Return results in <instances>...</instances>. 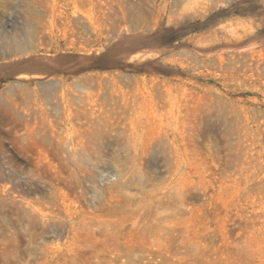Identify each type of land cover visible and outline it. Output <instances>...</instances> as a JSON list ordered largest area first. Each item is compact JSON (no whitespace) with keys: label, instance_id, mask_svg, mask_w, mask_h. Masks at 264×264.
I'll return each instance as SVG.
<instances>
[{"label":"rangeland","instance_id":"rangeland-1","mask_svg":"<svg viewBox=\"0 0 264 264\" xmlns=\"http://www.w3.org/2000/svg\"><path fill=\"white\" fill-rule=\"evenodd\" d=\"M0 264H264V0H0Z\"/></svg>","mask_w":264,"mask_h":264}]
</instances>
